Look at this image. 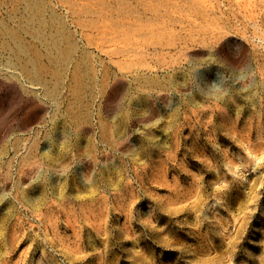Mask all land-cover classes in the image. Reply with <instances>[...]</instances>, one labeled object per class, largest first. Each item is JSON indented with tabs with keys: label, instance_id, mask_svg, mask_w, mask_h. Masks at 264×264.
<instances>
[{
	"label": "rangeland",
	"instance_id": "obj_1",
	"mask_svg": "<svg viewBox=\"0 0 264 264\" xmlns=\"http://www.w3.org/2000/svg\"><path fill=\"white\" fill-rule=\"evenodd\" d=\"M0 264H264V0H0Z\"/></svg>",
	"mask_w": 264,
	"mask_h": 264
}]
</instances>
